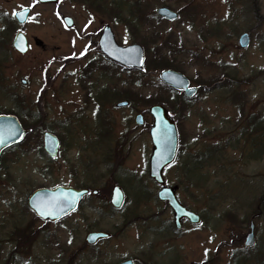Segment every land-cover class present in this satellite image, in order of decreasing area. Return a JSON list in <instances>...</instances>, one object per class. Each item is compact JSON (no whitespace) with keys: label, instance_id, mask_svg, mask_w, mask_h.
Instances as JSON below:
<instances>
[{"label":"rangeland","instance_id":"obj_1","mask_svg":"<svg viewBox=\"0 0 264 264\" xmlns=\"http://www.w3.org/2000/svg\"><path fill=\"white\" fill-rule=\"evenodd\" d=\"M117 2L140 3L135 28L128 11L115 12ZM24 7L29 17L18 25L12 14ZM158 7L178 17H157ZM64 15L72 18L71 27L63 25ZM105 24L119 44L141 45L150 60L159 55L172 67L151 62L139 72L112 65L96 44ZM17 31L28 42L22 55L11 45ZM243 32L249 42L241 48ZM89 65L93 72L85 77ZM163 68L183 73L198 87L196 95L186 101L164 87L158 78ZM97 86L103 93L95 121V106L85 105L84 97ZM122 100L128 105L116 106ZM157 102L174 118L179 138L165 184L177 185L179 201L201 217L197 225L183 224L177 239L159 231L171 214L147 174V109ZM0 113H15L29 129L21 145L2 157L0 264H102L130 255L156 264H264V0H96L95 6L0 0ZM137 113L142 126L133 121ZM43 131L59 140L54 158L40 146ZM57 184L98 188L107 198L89 195L72 216L42 225L26 208V196ZM116 184L125 200L110 217L103 212ZM90 200L88 207H101L99 212L86 207ZM251 218L255 245L247 248L243 238ZM95 224L115 236L85 247Z\"/></svg>","mask_w":264,"mask_h":264},{"label":"water","instance_id":"obj_2","mask_svg":"<svg viewBox=\"0 0 264 264\" xmlns=\"http://www.w3.org/2000/svg\"><path fill=\"white\" fill-rule=\"evenodd\" d=\"M41 4L56 3L57 0H35ZM28 7L22 8L13 13V18L18 24H24L29 15ZM156 15L164 17L168 20H174L177 17L175 11L167 7H158L155 11ZM63 23L67 27L72 26V19L69 16L62 18ZM249 36L244 32L238 37V44L244 48L248 45ZM98 46L100 52L114 63L125 69H143L144 51L138 44L118 45L114 39L111 29L104 25L98 38ZM12 47L20 54L28 51V43L25 36L21 32H17L12 40ZM159 79L166 85L176 90L183 91L186 97H191L196 88L188 87V80L180 72L172 69H163L158 73ZM20 82L25 84V80ZM126 102H120L118 105H125ZM149 113L153 117L152 125L149 129V136L152 145L151 154L148 162V175L157 184L162 185L158 191L157 197L161 201H166L173 211L174 223L177 228L180 227L179 221L186 217L192 223L199 222V216L188 211L181 206L175 198L176 187H165L162 170L171 164L177 152L178 136L174 120L169 116L167 110L159 105H151L148 108ZM136 125H143L141 114L134 117ZM27 130L23 129L17 117L12 114L0 115V151L13 143L20 142L27 134ZM43 149L49 156H54L57 149V141L53 135L44 133ZM86 193V190H77L71 187L56 186L54 188H38L33 190L27 197V206L34 214L44 221H55L67 215L75 209L78 200ZM123 201V196L118 187L113 189L111 202L114 206L119 207ZM248 232L244 235L243 245L252 247L255 242L254 222L251 218L248 224ZM106 236L104 233L88 234L85 240L88 243L94 242L97 238ZM126 264V263H122Z\"/></svg>","mask_w":264,"mask_h":264},{"label":"flooded vegetation","instance_id":"obj_3","mask_svg":"<svg viewBox=\"0 0 264 264\" xmlns=\"http://www.w3.org/2000/svg\"><path fill=\"white\" fill-rule=\"evenodd\" d=\"M96 44H97V40H96ZM98 48V47H97ZM90 72H93V69H91V67H90V65L87 67V68H85L84 69V76L86 77L87 75H89V73ZM99 85V84H98ZM197 91H198V88H197ZM95 92H99V97H95ZM87 93H91V95L90 96H88V95H86L85 97H84V103H85V105H87V103H89V101H91L93 104H94V106H95V111H94V114H95V117H94V119H95V121H98V120H100V117H101V112H100V104H101V96L100 95H102V93H103V89L100 87V86H97V87H95V88H87ZM193 97H191V98H187V97H185V100L187 101V100H191ZM184 100V101H185ZM248 121H249V119H248ZM248 124V123H247ZM26 137V136H25ZM57 138V137H56ZM57 141H58V145H59V140H58V138H57ZM21 144L20 143H18V144H13V145H10V146H12V147H10V148H13V147H15V146H20ZM40 146H42V143H40ZM10 148H7V149H4V150H1L0 151V170H1V167H2V157H3V155H4V153H6L5 151H7V150H9ZM57 155V154H56ZM56 157V156H55ZM190 161V160H189ZM191 162V161H190ZM185 166V168H186V170L182 167L181 169V171H182V176L185 178V173L187 172V164H185L184 165ZM167 168V167H166ZM165 168V169H166ZM115 169H118L117 168V162H116V164H115V167H113L112 168V170L113 171H115ZM164 169V170H165ZM111 170V171H112ZM164 170H163V178H164V181H165V177H164ZM58 185V184H57ZM56 186V185H55ZM65 186H70V187H73V188H77L76 186H73V184H68V185H65ZM116 186H118V187H120V189L122 190V193H123V203H122V205L120 206V207H115V206H113L112 205V202H111V196H112V189L114 188V187H116ZM172 186H176V189H175V191H176V193H177V191H178V186L177 185H172ZM172 186H170V187H172ZM77 189H85L86 190V193L80 198V200L78 201V203H77V207L75 208V210L74 211H72V212H70L69 214H67L65 217H63L62 219H64V218H67V217H70V216H72L78 209H79V207H80V205H81V203L87 198V197H89V195H93V196H97V195H99V194H101V196L102 197H106V195L104 194L103 195V193L100 191V189H98V188H91V189H89V187L88 186H81V187H79V188H77ZM107 198V197H106ZM124 200H125V194H124V190L121 188V186H119L118 184H116V185H112V187H111V190H110V193H109V196H108V208L107 209H105L104 210V212H103V214H105V215H109L110 217H113V215H117L118 213H116L118 210H120L121 208H122V206H123V204H124ZM86 201V200H85ZM84 201V202H85ZM90 203H94V201H92V200H90V202L89 203H87L86 205V207L87 208H90L91 210H93V211H96V212H99L100 211V209H101V207L99 208L98 206H96V207H88L89 206V204ZM164 203V205H165V209L166 210H168V212H170V214H171V220H169L168 221V223H167V225L166 226H164L163 225V227L162 228H160V230L159 231H162L163 233H167V234H171V236L172 237H176V239L178 238L177 236H179L180 234H179V231L181 230V228L183 227V224H185V223H189L186 219H184V218H181L180 219V228H176L175 227V225H174V222H173V215H172V212H171V210H170V208L168 207V205L165 203V202H163ZM104 204H105V202H104ZM132 218V217H131ZM62 219H60V220H58V221H56V222H59V221H61ZM40 221V220H39ZM125 221H127V223L128 224H130V223H132V222H134V221H136V219L134 218L133 220L132 219H129V220H125ZM56 222H52V223H56ZM42 223H44V224H42V225H47V224H49L50 222H42ZM51 223V224H52ZM95 226H97V228L96 229H94V230H92V231H89V232H87L86 234H85V237L88 235V234H90V233H95V232H105L106 234H107V236L106 237H100V238H98L97 240H95L94 242H92V243H87L86 242V240H85V237H84V242H85V247H88V248H93V247H96L97 245H99V244H102V243H104V242H107L108 240H110L111 238H113L114 236H115V233H114V231L113 230H111V229H106V230H101L102 228H100V225H96L95 224ZM162 229V230H161ZM161 232V233H162ZM28 236L26 235V236H24L23 237V239H25V240H23L22 242V244H21V247H26L25 245H26V239H28L27 238ZM8 257H11L10 255L8 256ZM103 263H105V264H122V263H127V264H156L155 262H153L151 259H143V258H140V257H138V256H135V255H130V256H126V257H122V258H119L118 257V259L117 260H115L114 262L113 261H111L110 263H107V262H105V261H103ZM102 263V264H103Z\"/></svg>","mask_w":264,"mask_h":264},{"label":"trees","instance_id":"obj_4","mask_svg":"<svg viewBox=\"0 0 264 264\" xmlns=\"http://www.w3.org/2000/svg\"><path fill=\"white\" fill-rule=\"evenodd\" d=\"M84 2H88L89 4L91 5H94L95 6V3H96V0H83ZM95 2V3H94ZM139 2V1H138ZM136 2L134 5H131V4H128V5H124L123 3H120V2H117L114 6H115V9H117V11H115L117 14H120L121 12V9H125L126 11L129 12V15L127 16V21L128 23L134 27L132 24H135L134 23V19L137 21L139 19V7H140V3ZM119 10V11H118ZM135 28V27H134ZM143 43V42H142ZM162 58H160L159 55H156L155 58L151 59L149 58V56L147 54H145V68H144V71H148V69L150 68L149 65L150 63L152 62L154 66V68H158V67H172L171 64H165L164 62L165 61H161ZM182 99V98H181ZM178 105L180 103V100L179 98L176 100V102ZM175 103L173 102H170L171 105H174ZM254 116V115H253ZM253 118V117H252ZM259 123V122H258ZM200 160V159H199ZM250 249V248H249ZM248 249V250H249ZM247 250V249H246Z\"/></svg>","mask_w":264,"mask_h":264},{"label":"snow or ice","instance_id":"obj_5","mask_svg":"<svg viewBox=\"0 0 264 264\" xmlns=\"http://www.w3.org/2000/svg\"><path fill=\"white\" fill-rule=\"evenodd\" d=\"M0 142H3L2 139H0Z\"/></svg>","mask_w":264,"mask_h":264}]
</instances>
